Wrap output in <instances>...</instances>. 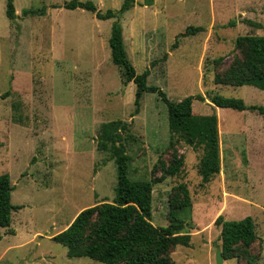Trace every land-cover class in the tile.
I'll return each mask as SVG.
<instances>
[{
	"label": "rangeland",
	"instance_id": "374dc122",
	"mask_svg": "<svg viewBox=\"0 0 264 264\" xmlns=\"http://www.w3.org/2000/svg\"><path fill=\"white\" fill-rule=\"evenodd\" d=\"M71 0H13L16 18L0 0V175L9 174L11 202L20 206L11 225L0 228V264H101L68 258L52 237L84 209L116 197L117 167L97 149L101 125H129L125 144L131 180L163 174L172 160L167 106L146 93L139 113L136 85H125L112 63L109 39L113 20L90 11L68 10ZM93 2L98 10H120L126 0ZM26 10L34 13L24 15ZM125 50L137 74L150 70L147 84L178 102L192 95L195 115L216 114L221 171L203 184L202 147L181 140L184 159L176 176L153 186L152 223L168 225L169 200L185 184L192 199L191 244L172 253L175 264H217L221 248L215 220L252 217L257 240L248 253L264 264V115L258 111L217 108L210 96L241 98L264 107V91L214 82L243 52L238 37L264 36V0H135L121 18ZM202 28L181 36L188 28ZM222 58V65L212 60ZM240 254L243 248H240ZM225 264H248L239 255Z\"/></svg>",
	"mask_w": 264,
	"mask_h": 264
},
{
	"label": "trees",
	"instance_id": "16d2710c",
	"mask_svg": "<svg viewBox=\"0 0 264 264\" xmlns=\"http://www.w3.org/2000/svg\"><path fill=\"white\" fill-rule=\"evenodd\" d=\"M6 15L10 20L16 18L13 0H6ZM150 5L151 0H146ZM135 5V0H126L120 10L102 12L91 1L71 0L63 7L68 10L83 9L93 13L99 20H113L109 46L112 63L122 72L125 85L133 82L137 89L134 105L139 113L141 101L146 93H157L167 106L170 132L169 146L174 150L172 160L167 166L161 162L163 174L150 180H131L129 170L131 157L127 153L125 134L129 125L121 120L101 125L97 149L109 153L117 167L116 197L113 202H103L81 211L66 229L52 239L67 248L68 258L86 257L101 264H175L171 253L178 246L191 244L192 199L185 184L174 188L169 200L168 225L157 227L152 223L153 186L168 177L180 173L184 159L177 153L175 142L183 141L191 147H202L203 156L199 174L203 184L221 171L219 122L216 114L195 115L194 101H205L202 95H192L173 102L155 86L147 84L150 70L137 74L125 50L121 18L123 13ZM34 13L26 10L24 15ZM202 28H188L181 36L195 34ZM236 47L243 54L235 58L223 74L215 75L214 82L219 85L235 87L252 86L264 91V36L246 35L238 37ZM222 58L212 60L219 66ZM210 102L217 108L237 111H258L264 115V107L247 106L241 98H226L219 94L210 96ZM13 185L9 174L0 175V228L11 225L13 211L20 206L11 202ZM215 226L221 229L220 241L224 260L239 255L247 258L248 264H255L256 258L248 251L257 240L256 226L252 217L241 220H226L220 215ZM240 248L243 251L240 254Z\"/></svg>",
	"mask_w": 264,
	"mask_h": 264
},
{
	"label": "water",
	"instance_id": "95a60500",
	"mask_svg": "<svg viewBox=\"0 0 264 264\" xmlns=\"http://www.w3.org/2000/svg\"><path fill=\"white\" fill-rule=\"evenodd\" d=\"M216 263L217 264H225L224 257L222 255L221 248L218 247L217 252H216Z\"/></svg>",
	"mask_w": 264,
	"mask_h": 264
}]
</instances>
